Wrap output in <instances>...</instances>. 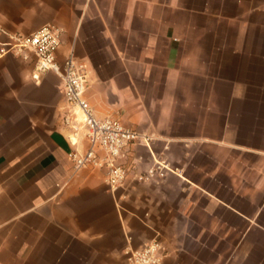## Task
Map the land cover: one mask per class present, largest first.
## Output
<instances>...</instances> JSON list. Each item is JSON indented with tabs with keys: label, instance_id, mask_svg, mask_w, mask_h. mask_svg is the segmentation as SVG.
Listing matches in <instances>:
<instances>
[{
	"label": "crops",
	"instance_id": "0c3cea01",
	"mask_svg": "<svg viewBox=\"0 0 264 264\" xmlns=\"http://www.w3.org/2000/svg\"><path fill=\"white\" fill-rule=\"evenodd\" d=\"M62 28L101 117L151 136L116 190L69 156L61 77L0 60V264H264V0H0V25ZM89 141L82 139L85 151ZM165 160L163 177L137 174Z\"/></svg>",
	"mask_w": 264,
	"mask_h": 264
},
{
	"label": "built area",
	"instance_id": "2783aa9c",
	"mask_svg": "<svg viewBox=\"0 0 264 264\" xmlns=\"http://www.w3.org/2000/svg\"><path fill=\"white\" fill-rule=\"evenodd\" d=\"M62 42V28L46 24L33 33L9 31L0 25V60L13 54L25 61L33 58L32 77L41 81L44 73L54 71L63 82L66 104L62 123L72 145L69 156L76 171L84 168L104 169V181L113 190L123 187L137 161L121 162L126 151L136 143L150 145L151 136L124 125L119 119L98 116L85 96L88 68L72 51L60 62L57 52ZM82 139L89 141L85 151L79 149ZM169 164L157 160L137 174L140 180L163 177ZM168 249L159 239L127 248L126 264H162Z\"/></svg>",
	"mask_w": 264,
	"mask_h": 264
}]
</instances>
